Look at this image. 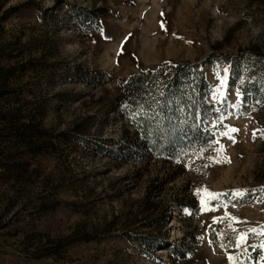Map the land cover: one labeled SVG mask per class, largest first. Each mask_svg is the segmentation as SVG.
Returning a JSON list of instances; mask_svg holds the SVG:
<instances>
[{"label": "rangeland", "instance_id": "374dc122", "mask_svg": "<svg viewBox=\"0 0 264 264\" xmlns=\"http://www.w3.org/2000/svg\"><path fill=\"white\" fill-rule=\"evenodd\" d=\"M182 66L184 106L171 100L177 116L156 114L144 136L151 112L125 84L160 68L157 104ZM198 97L213 107L194 121ZM155 133L182 146L154 149ZM263 252L264 0H0V264H262Z\"/></svg>", "mask_w": 264, "mask_h": 264}, {"label": "trees", "instance_id": "16d2710c", "mask_svg": "<svg viewBox=\"0 0 264 264\" xmlns=\"http://www.w3.org/2000/svg\"><path fill=\"white\" fill-rule=\"evenodd\" d=\"M160 68H158L156 71L151 70H145L141 71L129 78L127 83L125 84V90L123 92V95H127L125 99H127V102L130 104L131 107H143L145 111L151 112L149 115H145L144 118L141 119V131L144 136L147 135V131L150 128V126L153 125V118H156V116L166 114L168 113L167 119H172L176 117L177 115L174 113H169V106L168 104L170 101L174 100L184 106L185 100L187 97H182L180 94V88H185L186 86L191 85L193 81L188 79V73L185 66L179 67L176 69L174 76L171 78L170 85L168 90L166 91V94L164 97L160 98L161 102L155 103L154 97H147V94H149V89L152 87V84L154 82V78L158 76L160 72ZM197 80V81H196ZM194 81L196 82V86L199 85L201 88H205L208 85L205 82L204 76L201 73H197L195 75ZM193 86V85H192ZM199 89V88H198ZM124 98V97H123ZM191 99H196L197 97H190ZM200 100V104L198 108H192V116L190 117L192 120H197V114L194 113L196 110L203 111L206 109V107L212 108L213 106H207L205 103V97H198ZM154 104V105H153ZM154 106V107H153ZM155 108V113L151 110ZM148 114V113H146ZM157 114V115H156ZM165 126L168 127V123L165 122ZM188 136L189 140L187 142H200L202 140V137L207 129L203 127L202 123H199L197 129H190L188 130ZM160 133L154 134V140L152 148H161L164 152L168 154H172L175 151V145H178V147L182 146L180 144V141L172 139H166L165 141L161 142L159 141ZM180 144V145H179ZM176 251H181V248L176 249ZM262 264H264V252L261 256Z\"/></svg>", "mask_w": 264, "mask_h": 264}, {"label": "snow or ice", "instance_id": "6c2138e0", "mask_svg": "<svg viewBox=\"0 0 264 264\" xmlns=\"http://www.w3.org/2000/svg\"><path fill=\"white\" fill-rule=\"evenodd\" d=\"M231 131H235V129H232Z\"/></svg>", "mask_w": 264, "mask_h": 264}]
</instances>
